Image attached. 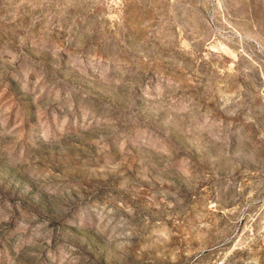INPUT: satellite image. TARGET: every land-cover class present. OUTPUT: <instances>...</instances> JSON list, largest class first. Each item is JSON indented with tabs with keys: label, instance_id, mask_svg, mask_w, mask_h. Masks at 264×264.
<instances>
[{
	"label": "rangeland",
	"instance_id": "rangeland-1",
	"mask_svg": "<svg viewBox=\"0 0 264 264\" xmlns=\"http://www.w3.org/2000/svg\"><path fill=\"white\" fill-rule=\"evenodd\" d=\"M0 264H264V0H0Z\"/></svg>",
	"mask_w": 264,
	"mask_h": 264
}]
</instances>
